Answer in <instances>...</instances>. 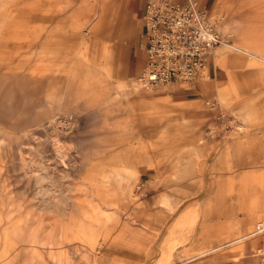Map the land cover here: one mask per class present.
I'll return each mask as SVG.
<instances>
[{
    "label": "rangeland",
    "instance_id": "374dc122",
    "mask_svg": "<svg viewBox=\"0 0 264 264\" xmlns=\"http://www.w3.org/2000/svg\"><path fill=\"white\" fill-rule=\"evenodd\" d=\"M196 1L206 78L142 87L145 0H0V264H216L257 234L264 0Z\"/></svg>",
    "mask_w": 264,
    "mask_h": 264
},
{
    "label": "built area",
    "instance_id": "2783aa9c",
    "mask_svg": "<svg viewBox=\"0 0 264 264\" xmlns=\"http://www.w3.org/2000/svg\"><path fill=\"white\" fill-rule=\"evenodd\" d=\"M142 87L194 83L222 35L205 6L196 0H145ZM257 227L264 229V221Z\"/></svg>",
    "mask_w": 264,
    "mask_h": 264
},
{
    "label": "crops",
    "instance_id": "0c3cea01",
    "mask_svg": "<svg viewBox=\"0 0 264 264\" xmlns=\"http://www.w3.org/2000/svg\"><path fill=\"white\" fill-rule=\"evenodd\" d=\"M138 45H139V43H138ZM138 48H139V50L135 51L136 53L134 56L135 69L136 70L139 68V61H140V57L142 55V50H143L141 46ZM222 51H223V49H218L216 52V55L214 57V61L216 64H220L222 62V53H223ZM210 55L208 56L207 61L210 58ZM106 75L110 76V72L107 71ZM250 120L252 122H255V123L261 122V120L258 118L257 119H250ZM257 212H258V210L252 211V213H256V214H257ZM221 225L223 226L224 224H219V226H221ZM262 235H264V232L254 234L246 240L239 241L238 243H234V244L228 246L227 248L225 247V248L221 249L219 251V253L217 254V258H219V262L216 264H249L241 258L245 254L244 250L246 249V243H247L246 241H249L250 245H254L255 240H257V239H253V238L261 237ZM256 251H257L256 255H262L264 253V251L261 249H257Z\"/></svg>",
    "mask_w": 264,
    "mask_h": 264
},
{
    "label": "bare ground",
    "instance_id": "6f19581e",
    "mask_svg": "<svg viewBox=\"0 0 264 264\" xmlns=\"http://www.w3.org/2000/svg\"><path fill=\"white\" fill-rule=\"evenodd\" d=\"M206 70H207V69H206ZM206 70H204V71L202 72V74H204V78H203V79H205L206 76H207V75H206ZM138 84H139V83H138ZM261 221H264V220H261ZM261 221H260V222H261ZM260 222H259V223H260ZM259 223H258V224H259ZM258 224H257V225H258ZM256 232H257V233H258V232H259V233H260V232H264V229L261 228V227H257V226H256ZM262 255H264V253H263ZM262 264H264V259H263V263H262Z\"/></svg>",
    "mask_w": 264,
    "mask_h": 264
}]
</instances>
